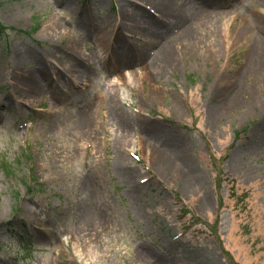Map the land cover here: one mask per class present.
Returning <instances> with one entry per match:
<instances>
[{
  "label": "rangeland",
  "instance_id": "obj_1",
  "mask_svg": "<svg viewBox=\"0 0 264 264\" xmlns=\"http://www.w3.org/2000/svg\"><path fill=\"white\" fill-rule=\"evenodd\" d=\"M119 1L0 0V264H264V0Z\"/></svg>",
  "mask_w": 264,
  "mask_h": 264
},
{
  "label": "bare ground",
  "instance_id": "obj_2",
  "mask_svg": "<svg viewBox=\"0 0 264 264\" xmlns=\"http://www.w3.org/2000/svg\"><path fill=\"white\" fill-rule=\"evenodd\" d=\"M141 2H144V4L146 3V5L150 8H152L156 14L152 13L154 12L153 10L147 9L150 11L147 12L146 10H142L140 7H138L139 5L137 4L136 0H120V7L122 10L123 14H127L129 10H131L132 8H134L135 6L138 7V10L142 11V15H146V17H140L138 19L136 18H131L130 21L133 23L134 25V31H132L133 35L137 37V35H139V37H146L149 35V37L151 35H157L160 36L161 35V31L163 30H169L172 28L170 23L171 20L173 18L176 19V22L174 24V26L177 24L178 21H180L179 18V13L177 12V8H175V4H174V0H140ZM143 8V7H142ZM54 30H59L56 26H52L51 27ZM118 29L116 28V32L118 37L120 38L121 36H124V34H120L119 31H117ZM55 32V31H54ZM111 33V32H110ZM58 37V39L61 42H64V40L67 39V33L62 32L60 30V33L57 34L55 33ZM123 38V37H121ZM138 37L136 39V41H138ZM146 40V39H144ZM103 43V41H102ZM117 43V41H116ZM71 45L69 46V48L67 49L68 51H70L72 54L75 52L74 50H78L79 47L77 46V43L75 42H71ZM101 45V42H100ZM254 52L253 55L255 56L254 60H249V62L254 61L257 70L252 66H250V69L253 72H256L258 70L264 69V42L263 41H258L254 44ZM114 49H117L116 44L114 45ZM53 50V49H52ZM167 53V52H166ZM165 53V54H166ZM164 54V56H165ZM168 54V53H167ZM135 75L130 74V78H133ZM80 77L82 79H86L87 76L84 73H81ZM28 80V79H26ZM28 82L32 85H34V81H30L28 80ZM219 111H221V108H219Z\"/></svg>",
  "mask_w": 264,
  "mask_h": 264
},
{
  "label": "trees",
  "instance_id": "obj_3",
  "mask_svg": "<svg viewBox=\"0 0 264 264\" xmlns=\"http://www.w3.org/2000/svg\"><path fill=\"white\" fill-rule=\"evenodd\" d=\"M4 29H3V27L2 26H0V31H3Z\"/></svg>",
  "mask_w": 264,
  "mask_h": 264
}]
</instances>
